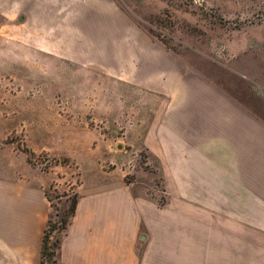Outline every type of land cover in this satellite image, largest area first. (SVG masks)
I'll use <instances>...</instances> for the list:
<instances>
[{"label":"rangeland","instance_id":"rangeland-1","mask_svg":"<svg viewBox=\"0 0 264 264\" xmlns=\"http://www.w3.org/2000/svg\"><path fill=\"white\" fill-rule=\"evenodd\" d=\"M58 9L60 19L29 20L27 36L0 19V181L41 189L55 223L77 188L96 180L123 179L134 195L170 203L166 165L146 146L160 107L146 87L150 62L181 75L190 94L214 88L264 122V0H75Z\"/></svg>","mask_w":264,"mask_h":264},{"label":"crops","instance_id":"crops-1","mask_svg":"<svg viewBox=\"0 0 264 264\" xmlns=\"http://www.w3.org/2000/svg\"><path fill=\"white\" fill-rule=\"evenodd\" d=\"M74 2L0 0V19L27 36L29 20L60 19ZM148 74L160 107L146 146L166 165L170 203L134 195L123 179L84 183L58 263L264 264V122L214 88L190 94L157 64ZM47 205L41 189L0 181V264H40Z\"/></svg>","mask_w":264,"mask_h":264},{"label":"trees","instance_id":"trees-1","mask_svg":"<svg viewBox=\"0 0 264 264\" xmlns=\"http://www.w3.org/2000/svg\"><path fill=\"white\" fill-rule=\"evenodd\" d=\"M77 198V195H74L68 209L64 211L58 223H55L51 217L48 219L42 237L40 264H45L44 260L46 258L48 261L54 259L52 262L59 264L57 261V252L60 247L62 236L66 233L71 219L75 213ZM54 231L59 232L61 234V237L55 239L54 242L50 245V235Z\"/></svg>","mask_w":264,"mask_h":264}]
</instances>
